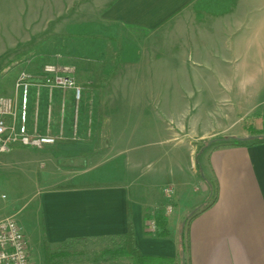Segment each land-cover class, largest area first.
<instances>
[{
  "label": "crops",
  "instance_id": "0c3cea01",
  "mask_svg": "<svg viewBox=\"0 0 264 264\" xmlns=\"http://www.w3.org/2000/svg\"><path fill=\"white\" fill-rule=\"evenodd\" d=\"M256 1L0 0V49L33 42V34L42 32L77 33L85 43L94 35L95 48L111 50L115 59L111 72L99 78L109 79L111 88L95 90L97 102L108 109L113 96L126 93L121 81L130 86L170 75L182 82L174 95L160 85L133 87L127 93L140 97L139 104L128 103L132 111L152 108L175 120L158 131L177 146L171 159L181 160L188 146L196 175L193 144L248 138L263 130L257 116L264 114V100L258 109L235 107V99L249 97V89L251 96H264V8L250 4ZM117 64L125 71H115ZM29 149L43 154L33 184L43 242L121 235L131 222L141 252L167 264H264V140L209 149L200 171L203 188L192 190L193 197L179 196L180 206L174 187L171 196L163 192L161 167L136 170L137 162L150 166L161 152L134 159L119 148L91 163L86 144L68 137ZM214 200L184 230L188 218ZM169 203L174 210L166 214ZM161 216L166 224L150 232L147 218Z\"/></svg>",
  "mask_w": 264,
  "mask_h": 264
},
{
  "label": "rangeland",
  "instance_id": "374dc122",
  "mask_svg": "<svg viewBox=\"0 0 264 264\" xmlns=\"http://www.w3.org/2000/svg\"><path fill=\"white\" fill-rule=\"evenodd\" d=\"M250 4L264 8V0ZM251 9H255V6ZM260 15L261 12H258V17ZM33 35L35 40L33 42H21L19 47L0 49V97H14L19 102L17 80L23 72L31 76L32 87L27 114L32 134L42 135L47 129L53 128L52 134L48 132L50 134L46 135L56 140L68 137L77 144H86L89 151L85 156L90 158L88 160L91 163L94 162L93 158L105 157L117 152L119 148L126 149V155L134 159L143 157L145 153L153 155L165 152L159 160H153L150 166L146 167L147 161L137 162L138 165L140 163V167L136 170L149 173L158 166L161 167V172L166 176L163 183L161 182L163 192L168 196L165 189L174 187L178 206L181 205L182 195L186 197L184 195L186 193L187 197L189 195L193 197L192 190L203 188L202 173L199 171L195 175L191 169L192 161L187 151L188 146H183L184 155L181 160H173L171 155L177 146L170 143V140H164L166 136L163 130L158 131L165 122L173 123L175 120L152 108L140 110L134 107L136 110L132 111L133 107L131 108L128 103L133 99V105L136 104L134 106L139 104L140 97L137 95L132 97L127 93L133 87L139 90L141 87L152 89L160 85L168 88L174 95L176 85L182 82L170 80V75L162 82L147 80L132 82L130 86L128 82L121 81L118 85L126 89V93L113 96L114 102L109 109L101 107V103L95 98V90L112 86L109 79L105 77L104 80L99 79L104 73L111 72L114 66L115 59L110 57L111 50L98 51V48H95L94 35H87L86 43L84 40L80 41L82 38H79L77 33L42 32ZM28 36L26 35L24 40ZM122 68L120 69L117 64L113 69L124 72L125 66ZM57 75L70 77L74 85L82 90V97L76 99L72 87H60L53 82L54 76ZM252 90L254 89H249V97L235 99L237 111L250 106L258 109V101H263L264 96H251ZM261 109L263 110L264 106ZM256 116L252 114L251 119L254 120ZM257 117L259 119V116ZM111 133H114V141L110 140ZM207 144L191 146L192 155L201 164H204L207 158L209 150ZM15 148L0 155V219L5 217L17 219L29 237L32 264H46L42 233L35 216L36 188H33L34 182L38 179L37 169L43 154L36 149H29L28 146ZM197 192L200 195V192ZM112 245L109 239L83 240L72 247L71 256L61 264H106L100 254ZM57 246L52 245L54 248Z\"/></svg>",
  "mask_w": 264,
  "mask_h": 264
},
{
  "label": "built area",
  "instance_id": "2783aa9c",
  "mask_svg": "<svg viewBox=\"0 0 264 264\" xmlns=\"http://www.w3.org/2000/svg\"><path fill=\"white\" fill-rule=\"evenodd\" d=\"M53 82L60 87H72L76 99L82 97V90L74 85L70 77L57 75ZM16 86L20 94L19 102L14 97H0V155L10 151L15 145L41 148L44 144L55 142L52 136L35 135L29 130L27 109L32 87L31 76L23 72ZM165 192L171 196L172 189L167 188ZM173 210L172 203L165 208L166 214ZM147 227L150 232L155 233L158 230L156 219L149 218ZM0 264H32L29 238L14 217L0 219Z\"/></svg>",
  "mask_w": 264,
  "mask_h": 264
},
{
  "label": "trees",
  "instance_id": "16d2710c",
  "mask_svg": "<svg viewBox=\"0 0 264 264\" xmlns=\"http://www.w3.org/2000/svg\"><path fill=\"white\" fill-rule=\"evenodd\" d=\"M261 116L263 119V130L257 131L255 130V136L252 139L245 138H227V139H213L207 144V149H215L218 147L224 146H240L245 145L249 142H254L258 140H264V114ZM197 167L200 171L203 170L202 164L199 160H197ZM216 200V198H215ZM210 202L198 212H196L193 216L188 218L184 230L188 229V225L190 221L196 217L201 212L210 208L213 203ZM130 215V210L128 211ZM148 220V218H147ZM166 219L161 216L157 218L158 226H163L166 224ZM109 239L112 242V247L106 248L100 256H102L103 261L106 264H167L164 261H161L155 257H150L144 255L139 247L136 244L133 232L132 223L129 222L128 230L126 233L121 235H110V236H101L97 237V239ZM93 238H71L57 246V248L52 247L48 241H44V249H45V260L46 264H61L63 261L67 260L72 254V247L75 244L80 243L83 240H89Z\"/></svg>",
  "mask_w": 264,
  "mask_h": 264
},
{
  "label": "water",
  "instance_id": "95a60500",
  "mask_svg": "<svg viewBox=\"0 0 264 264\" xmlns=\"http://www.w3.org/2000/svg\"><path fill=\"white\" fill-rule=\"evenodd\" d=\"M254 136H249L248 138H245V139H252Z\"/></svg>",
  "mask_w": 264,
  "mask_h": 264
}]
</instances>
